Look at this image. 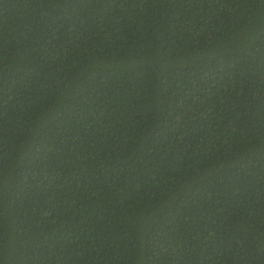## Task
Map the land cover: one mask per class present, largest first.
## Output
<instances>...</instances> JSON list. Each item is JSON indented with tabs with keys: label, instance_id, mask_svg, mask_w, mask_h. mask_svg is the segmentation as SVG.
Masks as SVG:
<instances>
[{
	"label": "trees",
	"instance_id": "1",
	"mask_svg": "<svg viewBox=\"0 0 264 264\" xmlns=\"http://www.w3.org/2000/svg\"><path fill=\"white\" fill-rule=\"evenodd\" d=\"M0 264H264V0H0Z\"/></svg>",
	"mask_w": 264,
	"mask_h": 264
}]
</instances>
